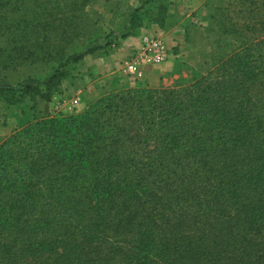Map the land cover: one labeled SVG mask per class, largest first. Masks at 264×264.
Segmentation results:
<instances>
[{
	"label": "trees",
	"instance_id": "16d2710c",
	"mask_svg": "<svg viewBox=\"0 0 264 264\" xmlns=\"http://www.w3.org/2000/svg\"><path fill=\"white\" fill-rule=\"evenodd\" d=\"M97 1H42L25 19L50 38L54 65L45 80L0 82V106L51 102L86 55L116 48L87 12ZM221 1L210 23L233 51L213 53L207 76L116 90L76 114L33 116L5 139L0 264H264V40L249 37L264 36V0ZM116 15L120 40L178 19L169 0Z\"/></svg>",
	"mask_w": 264,
	"mask_h": 264
},
{
	"label": "rangeland",
	"instance_id": "374dc122",
	"mask_svg": "<svg viewBox=\"0 0 264 264\" xmlns=\"http://www.w3.org/2000/svg\"><path fill=\"white\" fill-rule=\"evenodd\" d=\"M42 1L44 2V7L48 8V0H0V82L3 85L16 87L23 83L27 77H36L45 80L51 73L54 64L48 58V55H46L50 38L48 36L42 37L45 40V43H43V39L40 38L41 36L37 32H33L30 28L29 30H25V19L29 21L34 20V12L39 9ZM225 2L229 4L232 3L231 0H226ZM140 6L141 0H98L88 6L87 12L93 21L97 23V29L106 37L110 45L116 46V48L111 51H98L86 55L84 59L78 63L76 71L72 73V76L63 81L62 87L59 89V92L54 95L51 102H44L39 99L37 104L30 105L25 111L21 110V108L7 107L4 105L0 106V124L4 126L10 125L12 119H15L17 122L16 128L12 130L10 128L6 129L7 133L2 137L0 145L6 138L12 136L15 131L23 129L30 123L33 116L41 119L59 114H76L86 109L97 98L103 95L124 88H132L137 85L162 90L178 88V85L188 86L191 84V80L195 74L196 76H207L212 71L213 53L218 57L224 55L225 51L228 53H232L233 51V46L229 39L223 36L212 23L209 24L205 31L201 32L203 38L208 40V44H206L208 50H204L207 51L208 57L198 65L191 64L178 49L174 48L169 50L164 37L158 36L164 41L169 55L174 54L176 56L178 68L176 71L164 76L158 86L152 87L143 80V78L140 80L135 79L134 75L131 74L128 69L129 65L135 62L139 64V69L143 64L148 66L155 65L146 63L143 60L145 37L157 36L156 34L146 33L141 39V49L136 51L128 60L122 62L124 66L119 68V71L110 75L109 72L104 70L107 65H102L100 62L101 58H107L117 54L122 48L123 43L129 38L120 40L121 34L119 29L113 30L108 23L110 24L112 17H115V19L117 17L118 19L116 13L122 12L128 16L134 9ZM223 6L224 2L221 0L213 2V8ZM26 7H29V10L26 11ZM113 11L115 12V16H112ZM229 16L235 21H239L240 19L232 14H229ZM184 25H187L188 31H192V33L198 29V25L194 22H184V20L178 18L174 21V25L165 31L171 32L174 29H179V26L183 27ZM110 33L113 34L108 36ZM192 33L190 32L191 35ZM141 35L142 32L140 31V34L136 37ZM249 37L264 40L262 33L250 34ZM28 41L38 45L35 46L30 59H24L25 57H23L22 54L27 50L26 43ZM190 41L191 40H188V42ZM77 45H79L80 51H84L83 41L77 42ZM22 47H24L23 50ZM259 89L261 88L259 87ZM253 93L254 96H256V102H258L260 90L255 89ZM146 214H148V211ZM51 220V227L53 224H61L54 215L51 216ZM187 233L190 234L191 232ZM116 239L118 241H128L133 240V237L129 235L128 238L118 237ZM132 242H134V240Z\"/></svg>",
	"mask_w": 264,
	"mask_h": 264
},
{
	"label": "crops",
	"instance_id": "0c3cea01",
	"mask_svg": "<svg viewBox=\"0 0 264 264\" xmlns=\"http://www.w3.org/2000/svg\"><path fill=\"white\" fill-rule=\"evenodd\" d=\"M171 3V13L177 18L184 20V22L192 21L198 25V29L192 33L188 31L187 25L179 26V29H174L171 32L161 30L159 27L145 26L139 37H132L127 39L119 52L115 55L107 58H101L102 65H107L104 70L109 72L110 75L119 71V68L123 67L136 51L141 49L142 36L146 33L156 34L157 36H163L164 40L169 48L178 49L180 53L190 61L191 64L198 65L206 59L208 46V40L203 38L201 32L210 24V15L213 8V2L216 0H169ZM192 33V35L190 34ZM188 40H191L188 42ZM119 61V62H118ZM177 59L174 54H170L168 60L162 64L157 65H145L140 67L143 74V80H145L150 86L156 87L161 82V79L174 71L176 67ZM125 72V71H123ZM101 73V72H100ZM125 86V85H124ZM17 122L12 119L10 125L0 124V141L7 133L8 128L11 130L16 128Z\"/></svg>",
	"mask_w": 264,
	"mask_h": 264
},
{
	"label": "built area",
	"instance_id": "2783aa9c",
	"mask_svg": "<svg viewBox=\"0 0 264 264\" xmlns=\"http://www.w3.org/2000/svg\"><path fill=\"white\" fill-rule=\"evenodd\" d=\"M169 57L168 49L164 41L158 37H145V47L143 53V60L149 64H162L166 62ZM129 72L134 75L135 79L140 80L143 74L139 69V64L135 62L129 65Z\"/></svg>",
	"mask_w": 264,
	"mask_h": 264
}]
</instances>
